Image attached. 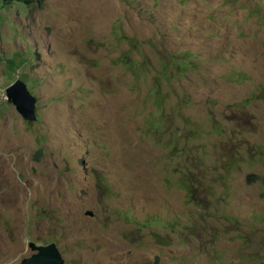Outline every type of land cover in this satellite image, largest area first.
<instances>
[{
  "label": "rangeland",
  "instance_id": "obj_1",
  "mask_svg": "<svg viewBox=\"0 0 264 264\" xmlns=\"http://www.w3.org/2000/svg\"><path fill=\"white\" fill-rule=\"evenodd\" d=\"M30 242L264 264V0H0V264Z\"/></svg>",
  "mask_w": 264,
  "mask_h": 264
},
{
  "label": "water",
  "instance_id": "obj_2",
  "mask_svg": "<svg viewBox=\"0 0 264 264\" xmlns=\"http://www.w3.org/2000/svg\"><path fill=\"white\" fill-rule=\"evenodd\" d=\"M31 94L27 84L20 78L16 79L6 89L7 98L12 101L19 112L26 118L36 120V98ZM86 215L93 216V213L89 212ZM29 247L34 253L23 259L21 264H65L60 250L54 243L40 246L30 242Z\"/></svg>",
  "mask_w": 264,
  "mask_h": 264
},
{
  "label": "trees",
  "instance_id": "obj_3",
  "mask_svg": "<svg viewBox=\"0 0 264 264\" xmlns=\"http://www.w3.org/2000/svg\"><path fill=\"white\" fill-rule=\"evenodd\" d=\"M2 2L5 4L6 2L8 3H13V2H20L22 4H25V5H30L31 3L33 2H39L43 5V3L45 2V0H2ZM121 62L127 64V65H130L132 64L133 60H132V52L129 51V52H126L123 54V56L121 57ZM10 62H12V60H8L7 61V64H9ZM186 64H183L181 63L178 68H183ZM255 179H258L257 176L255 175H251L248 177V180L249 182H251V180H255Z\"/></svg>",
  "mask_w": 264,
  "mask_h": 264
}]
</instances>
